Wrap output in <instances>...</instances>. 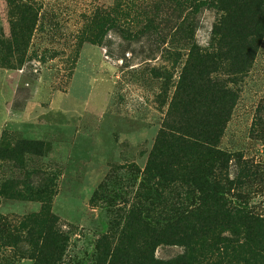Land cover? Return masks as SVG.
<instances>
[{"label":"rangeland","instance_id":"obj_1","mask_svg":"<svg viewBox=\"0 0 264 264\" xmlns=\"http://www.w3.org/2000/svg\"><path fill=\"white\" fill-rule=\"evenodd\" d=\"M121 1L37 0L27 53L9 54L14 19L0 0V219L15 225L39 213L43 204L30 196L47 187L50 209L70 234L63 264H90L105 229L124 228L132 211L147 205L142 214L161 215L178 202L176 186L167 203L149 206L144 173L163 133L211 118V105H197L199 96L209 104L211 82L236 98L219 144L230 159L231 198L245 197L264 216V0L199 11L184 0H139L157 1L147 11L159 33L143 35L93 20ZM200 50L218 57L200 62ZM187 244L159 241L154 260L212 264ZM119 247L116 264H152L144 247ZM1 253L10 264H36L17 249Z\"/></svg>","mask_w":264,"mask_h":264},{"label":"trees","instance_id":"obj_2","mask_svg":"<svg viewBox=\"0 0 264 264\" xmlns=\"http://www.w3.org/2000/svg\"><path fill=\"white\" fill-rule=\"evenodd\" d=\"M7 1L14 19V32L9 40L10 47H2L8 49L9 54H26L39 23L37 0ZM140 1L122 0L113 11L98 9L93 20L105 26L113 24L122 33H159L156 16L148 15L149 8L156 7L157 1L150 4L151 7ZM184 1L191 3L196 11L213 7L214 3L227 4V0ZM96 37L84 36V39ZM197 54L200 62L218 57L209 50H200ZM208 91L212 94L209 104L199 96L197 105H211L214 108L211 118L200 121L199 126L163 133L144 173L142 196L149 206L167 203L168 196L178 192L177 188L172 189L176 186L181 190L178 202H169L170 211L161 215L150 209L142 214L147 205L142 206L130 213L124 228L121 223H114L109 232L105 229L94 244L90 264H116L122 252L119 245L123 243L144 247L142 259L157 264L155 244L162 240L199 247V257H208L212 264H264V216L254 212L245 197L237 201L231 198L233 183L224 174L230 159L219 148L235 94L215 82L208 85ZM38 189L31 193L30 199L43 204L39 213L28 215L15 225L0 219V249H17L23 259L36 264H63L70 234L61 228V220L50 209L51 196L47 187ZM118 200L117 193L107 197L110 204ZM1 251L0 264H10ZM76 264L84 263L79 260ZM178 264L187 263L181 260Z\"/></svg>","mask_w":264,"mask_h":264}]
</instances>
